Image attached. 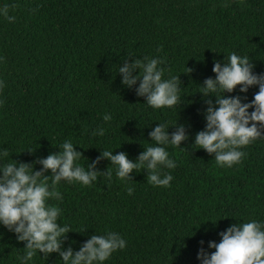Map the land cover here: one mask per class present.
Instances as JSON below:
<instances>
[{"label":"trees","instance_id":"trees-1","mask_svg":"<svg viewBox=\"0 0 264 264\" xmlns=\"http://www.w3.org/2000/svg\"><path fill=\"white\" fill-rule=\"evenodd\" d=\"M3 4L16 18L0 17L5 162L31 164L71 140L82 153L78 163L87 168L105 150L135 160L154 144L149 133L158 123H167L171 134L177 121L189 135L181 149L167 147L177 163L161 170L173 176L169 187L151 185L143 170L122 182L107 159L100 160L96 170L103 173L90 186L62 181L56 189L62 200L49 203L61 208L59 223L72 231L63 248L77 251L92 235L116 232L126 247L104 264H200L198 251L213 252L208 243H219V233L230 225L264 221V137L242 148L245 156L231 168L218 167L194 145L205 128V100L215 101L199 93L204 80L215 76L214 62L235 52L264 74V0H0ZM145 57L162 62L164 79L178 76L176 107L153 109L136 95L139 81L132 89L121 84L118 67ZM257 92L252 87L240 93L237 87L226 95L247 103ZM106 114L110 121H104ZM100 128L104 135H93ZM23 248L0 227V264H19ZM59 259L53 253L45 261L38 253L29 264H62Z\"/></svg>","mask_w":264,"mask_h":264},{"label":"clouds","instance_id":"clouds-1","mask_svg":"<svg viewBox=\"0 0 264 264\" xmlns=\"http://www.w3.org/2000/svg\"><path fill=\"white\" fill-rule=\"evenodd\" d=\"M0 17L9 22L16 19L9 15L8 4L0 6ZM161 63L157 58L145 57L131 64L125 62L117 72L126 88L132 89L139 81L136 95L144 97L149 107L171 109L181 100V82L178 76L164 79ZM212 72L214 78L205 79L199 86V93L202 97H215V101L205 100V128L196 133L194 145L197 150L202 149L213 156L218 167L231 168L245 156L242 148L264 137V74H256L249 57L235 52L230 53L223 63L214 62ZM3 86L0 81V89ZM237 87L240 93H247L252 87H257L258 92L251 102L245 103L239 95H226ZM103 119L110 121L111 115L106 114ZM171 127L175 131L170 134L167 123L156 124L149 133L154 144L144 149L135 160L129 159L124 152L113 154V151L105 150L95 161L88 163L87 168L78 163L82 153L75 150L71 140H65L58 152L31 164L17 163L12 159L5 162L9 153L0 151V227L13 233L17 242L24 244V254L17 257L19 264H29L38 253L43 254L45 261L56 253L62 264H104L114 252L123 250L127 241L116 232L92 235L77 251L72 247L63 248L67 234L72 231L67 224L59 223L62 210L49 201L62 200L56 190L62 181L82 186L97 181L103 173L96 170L102 159L110 161L116 177L122 182H132L131 174L143 170L147 172L151 185L169 187L173 176L170 172L162 174L161 170L175 169L177 163L170 158L167 147L181 149L182 142L189 139L185 125L176 121ZM93 135L103 136L104 129H97ZM36 164L40 165L38 171L34 170ZM47 172L51 175H45ZM104 172L111 181L112 171L106 169ZM126 191L131 195L134 188L129 186ZM219 235V243H208L213 252L209 254L203 248L198 251L200 264H264V221L232 224Z\"/></svg>","mask_w":264,"mask_h":264}]
</instances>
